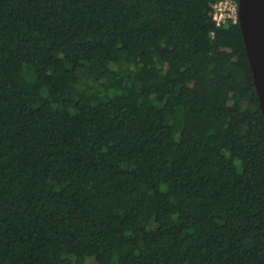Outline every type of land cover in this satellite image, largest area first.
<instances>
[{
    "label": "trees",
    "instance_id": "obj_1",
    "mask_svg": "<svg viewBox=\"0 0 264 264\" xmlns=\"http://www.w3.org/2000/svg\"><path fill=\"white\" fill-rule=\"evenodd\" d=\"M219 0H0V264H264V116Z\"/></svg>",
    "mask_w": 264,
    "mask_h": 264
},
{
    "label": "water",
    "instance_id": "obj_2",
    "mask_svg": "<svg viewBox=\"0 0 264 264\" xmlns=\"http://www.w3.org/2000/svg\"><path fill=\"white\" fill-rule=\"evenodd\" d=\"M239 25L264 116V0H239Z\"/></svg>",
    "mask_w": 264,
    "mask_h": 264
},
{
    "label": "built area",
    "instance_id": "obj_3",
    "mask_svg": "<svg viewBox=\"0 0 264 264\" xmlns=\"http://www.w3.org/2000/svg\"><path fill=\"white\" fill-rule=\"evenodd\" d=\"M212 19L217 27L239 21V0H219L212 4Z\"/></svg>",
    "mask_w": 264,
    "mask_h": 264
}]
</instances>
